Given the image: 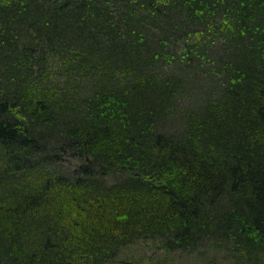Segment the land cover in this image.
Listing matches in <instances>:
<instances>
[{
	"label": "trees",
	"instance_id": "trees-1",
	"mask_svg": "<svg viewBox=\"0 0 264 264\" xmlns=\"http://www.w3.org/2000/svg\"><path fill=\"white\" fill-rule=\"evenodd\" d=\"M218 31L226 78L180 111ZM263 135L264 0H0V184L35 178L0 264H113L140 240L264 264Z\"/></svg>",
	"mask_w": 264,
	"mask_h": 264
},
{
	"label": "rangeland",
	"instance_id": "rangeland-1",
	"mask_svg": "<svg viewBox=\"0 0 264 264\" xmlns=\"http://www.w3.org/2000/svg\"><path fill=\"white\" fill-rule=\"evenodd\" d=\"M211 35L212 34L209 36L204 35L205 39L202 40V44L198 50L199 57L195 56L196 60L198 61L193 63L191 69L188 72L186 71L187 73H190L194 79L191 80L192 84L189 85L188 88L184 89L181 95L177 96L179 97L177 109L180 111H197L206 103L211 102V98L214 97L213 94L216 90L217 81L220 80L221 77L226 78V75H223L221 70H217L216 68L218 66L216 65V59L218 57L219 51L220 49L223 50L221 32H216L213 39L210 38ZM175 46H178L179 50L182 47L183 49L185 48L181 42H177ZM201 59L202 61H200ZM193 69L195 70V75ZM59 78L62 79L61 76L57 77V74L54 73L49 76L45 84L49 87H55L59 84ZM58 93L61 94L60 91H58ZM184 102L185 104H183ZM175 129H179V127H175ZM69 164H72L70 159L65 160L63 163L65 168L69 167ZM34 179L35 178L33 176H27L24 173H22V176L13 177V179L10 177H4L2 179L0 184V214H3L5 211V206H12L19 201V197H21V190H29L28 186L32 184ZM17 187H20V190H18ZM17 193L18 195L15 200L13 197ZM20 224V228L27 226L26 229L29 231V234H33L34 232L29 229V226L37 228V225H30V221H25L24 223L21 221ZM32 237L33 236H30L29 239ZM144 253H146L147 256H144ZM222 258L223 254H221L219 257V264H234V260L230 261L228 259ZM116 261L117 263L114 262L113 264L191 263L186 258H184V256L180 255V253L171 254L165 259L164 256L161 255V250L155 247L152 241L146 240H140L138 244L126 248L121 252V254H119V256L116 258Z\"/></svg>",
	"mask_w": 264,
	"mask_h": 264
}]
</instances>
